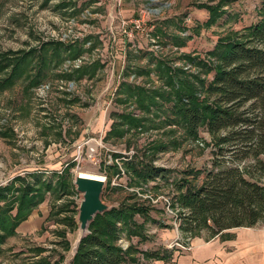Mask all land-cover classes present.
I'll return each instance as SVG.
<instances>
[{"label": "rangeland", "instance_id": "rangeland-1", "mask_svg": "<svg viewBox=\"0 0 264 264\" xmlns=\"http://www.w3.org/2000/svg\"><path fill=\"white\" fill-rule=\"evenodd\" d=\"M86 1L0 0V54L39 51L50 41L70 45L88 36L98 39L93 41L95 47L90 53L76 60L66 59L59 68L52 67L49 77L29 91L33 78H22L1 92L0 188L11 186L15 190L23 186L16 177L30 183L38 177L55 186L60 176H66L70 192L45 194L44 201L3 245L0 264H33L41 257H49L53 264L72 263L81 235L78 217L83 194L75 185L79 174L106 180L101 198L109 210L135 201L149 209V220L136 216L143 227V239L125 234L118 241L124 251L130 247L136 251V261L127 259L124 264H179L180 258L196 245L195 241L213 238L208 228L182 229L187 211L178 203L179 185L187 181V187H201L207 174L214 170L217 149L205 129L197 140H189L184 130L174 125L165 130L148 129L138 136L132 132L124 139L108 141L115 114L135 111L134 106L120 103L119 91L112 89L121 83L148 88L162 85L157 73L148 77L127 72L130 61L140 67L148 64L149 55L141 53L137 57L139 51L157 58L169 57L174 67L189 73H198L199 69L185 55L201 57L210 66H216L217 61L208 58V53L215 49L219 38L244 34L261 21L264 0H223L227 2L223 8L227 14L210 27L205 26L209 12L203 6L217 5L221 0H96L80 13L75 12ZM145 11L150 15L144 30L136 29L131 21ZM130 51H138L131 52L132 59L128 58ZM39 61L37 58L35 65ZM94 61L102 64L94 79L76 80L63 75L73 73L81 62L85 65ZM214 72L207 75L208 80L213 79ZM3 78L5 74L0 75V80ZM154 142L166 148L156 152L158 146H151ZM135 155L139 159L147 157L163 168V177L139 187L131 186L133 177L123 163ZM114 163L119 165L120 173L113 168ZM252 165L253 161L241 163L242 168ZM2 206L4 202H0ZM65 206L68 211H60ZM13 207L11 215L15 216L17 202ZM67 217L71 223L66 222ZM169 233H175V238L165 242L163 235ZM40 249L44 253L38 255Z\"/></svg>", "mask_w": 264, "mask_h": 264}, {"label": "trees", "instance_id": "trees-1", "mask_svg": "<svg viewBox=\"0 0 264 264\" xmlns=\"http://www.w3.org/2000/svg\"><path fill=\"white\" fill-rule=\"evenodd\" d=\"M95 2L88 0L74 10L80 13ZM226 3L221 0L217 5L203 6L209 12L206 27L216 25L227 14L223 9ZM94 40L98 41L88 36L82 42L70 45L50 41L44 43L39 51L30 49L0 54V75L5 74V78L0 80V97L2 91L12 88L22 78H33L28 84V91L39 85L49 77L52 67L59 68L66 59L76 60L90 53L95 47ZM138 51H130L128 58L132 59L134 54L131 52ZM141 53L149 55L148 64L140 67L130 61L127 72L148 77L157 73L162 85L148 88L135 83H121L117 99L123 105L134 106L135 111L115 114L106 139L121 140L132 132L138 136L148 129L165 130L167 126L174 125L184 130L185 138L197 140L201 130L205 129L217 149L213 159L214 170L207 174L198 189L187 187V181L179 185L178 203L182 210L187 211L182 229L195 231L208 228L212 231V238L227 230L251 228L264 223V17L246 29L244 34L219 38L215 49L207 55L217 61L216 66H210L201 57L185 55L187 61L197 66L198 73L174 67V62L171 59L168 61L169 57L157 58L144 51H139L137 57ZM37 58L40 61L35 65ZM101 68L102 64L94 61L63 75L69 79L91 80ZM212 70L215 71L213 79L208 80L207 75ZM151 146H158L156 152L166 148L157 142ZM139 158L135 155L131 161L123 163L133 177L131 186L139 187L163 177V168L148 161L147 157ZM247 161H253V165L242 168L241 163ZM118 166L113 164L116 172L120 173ZM65 177L60 176L55 186L42 182L38 177L34 183L16 177L15 180L23 182V186L15 190L11 186L0 188V202H4V206L0 207V255L3 245L16 235L19 224L44 201L48 191L55 194L70 192V184ZM134 196L137 197L136 194ZM15 202L17 212L13 216ZM60 211H68V206ZM137 215L150 219L149 209L137 201L121 203L117 208L96 215L71 264L136 261V251L132 247L124 251L118 246V241L125 234L143 239V227L137 223ZM68 221L72 222L70 217L66 218ZM37 252L41 255L44 250ZM33 264L53 263L49 257H41Z\"/></svg>", "mask_w": 264, "mask_h": 264}, {"label": "crops", "instance_id": "crops-1", "mask_svg": "<svg viewBox=\"0 0 264 264\" xmlns=\"http://www.w3.org/2000/svg\"><path fill=\"white\" fill-rule=\"evenodd\" d=\"M163 237L165 242H170L175 233ZM195 244L190 253L180 258L179 264H264V223L227 230L209 241L198 240Z\"/></svg>", "mask_w": 264, "mask_h": 264}, {"label": "water", "instance_id": "water-1", "mask_svg": "<svg viewBox=\"0 0 264 264\" xmlns=\"http://www.w3.org/2000/svg\"><path fill=\"white\" fill-rule=\"evenodd\" d=\"M77 191L83 194V201L79 207L78 225L81 236L78 244L89 233V225L98 214H103L109 207L102 201V193L106 185V180L100 181L78 175L75 179Z\"/></svg>", "mask_w": 264, "mask_h": 264}, {"label": "built area", "instance_id": "built-area-1", "mask_svg": "<svg viewBox=\"0 0 264 264\" xmlns=\"http://www.w3.org/2000/svg\"><path fill=\"white\" fill-rule=\"evenodd\" d=\"M148 15H150V13L149 12H144L143 13V15L139 18V19H135L134 21H131V22H133V25H134V27L136 28V29H139V28H141V27H143V29L142 30H144V27H145V25H146V20H147V16ZM124 24H127V23H125L124 22ZM86 61H84V63H85ZM83 62H81L80 64H78L76 67H74V68H79V67H81L83 64H84ZM119 87V86H118ZM118 87H116V88H113L112 89V91L114 90V92L115 91H118ZM115 93H113V95H114Z\"/></svg>", "mask_w": 264, "mask_h": 264}, {"label": "bare ground", "instance_id": "bare-ground-1", "mask_svg": "<svg viewBox=\"0 0 264 264\" xmlns=\"http://www.w3.org/2000/svg\"><path fill=\"white\" fill-rule=\"evenodd\" d=\"M82 175V177L85 178H90V179H96V180H100V181H104L105 179L103 177H99V176H92V175H85V174H80ZM81 235L78 236V239L80 238ZM78 242V240H77Z\"/></svg>", "mask_w": 264, "mask_h": 264}]
</instances>
